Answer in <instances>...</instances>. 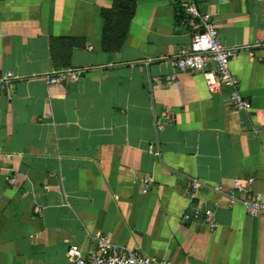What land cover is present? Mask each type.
Returning <instances> with one entry per match:
<instances>
[{
  "label": "crops",
  "instance_id": "crops-1",
  "mask_svg": "<svg viewBox=\"0 0 264 264\" xmlns=\"http://www.w3.org/2000/svg\"><path fill=\"white\" fill-rule=\"evenodd\" d=\"M192 8L226 48L264 39V0H0V264H69L100 235L167 264H264V216L226 196L264 194V49L229 63L251 105L235 111L171 66Z\"/></svg>",
  "mask_w": 264,
  "mask_h": 264
},
{
  "label": "built area",
  "instance_id": "built-area-1",
  "mask_svg": "<svg viewBox=\"0 0 264 264\" xmlns=\"http://www.w3.org/2000/svg\"><path fill=\"white\" fill-rule=\"evenodd\" d=\"M190 15L198 17L201 26L193 27L190 43L182 48L171 59V66L176 72L199 73L202 75L209 93L227 91V102L235 111H249L251 105L237 91V83L230 70L231 59L240 51L250 49H264V39L255 40L245 47H224L219 39L218 31L213 22H209L201 16L195 9H191ZM63 79L62 75H56L48 79L50 85L57 84ZM168 82L174 80V75L166 77ZM14 77L7 72L0 75V97L7 95L11 98ZM151 179H144L143 183L148 185ZM239 179H234L227 190V205L240 204L246 214L251 218L264 216V194L253 193L247 185ZM7 183L15 185V178L9 176ZM200 183L196 179L189 180L185 187V194L193 200ZM214 191H222L221 186H215ZM240 195V196H239ZM35 212L40 213L36 208ZM187 218V216H186ZM193 220L202 222L208 229H215L216 222L209 211L201 212L194 209ZM65 256L69 264H167L165 261L154 257H147L138 251L129 250L124 246L115 245L108 241L107 237L100 235L91 239V249L83 254L81 249L76 246H69Z\"/></svg>",
  "mask_w": 264,
  "mask_h": 264
},
{
  "label": "trees",
  "instance_id": "trees-1",
  "mask_svg": "<svg viewBox=\"0 0 264 264\" xmlns=\"http://www.w3.org/2000/svg\"><path fill=\"white\" fill-rule=\"evenodd\" d=\"M129 18H130V17H129ZM129 18H128V19H129Z\"/></svg>",
  "mask_w": 264,
  "mask_h": 264
}]
</instances>
